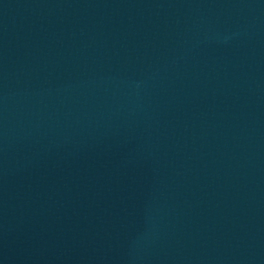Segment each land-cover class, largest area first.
Wrapping results in <instances>:
<instances>
[{"label":"water","instance_id":"water-1","mask_svg":"<svg viewBox=\"0 0 264 264\" xmlns=\"http://www.w3.org/2000/svg\"><path fill=\"white\" fill-rule=\"evenodd\" d=\"M0 264H264V0H0Z\"/></svg>","mask_w":264,"mask_h":264}]
</instances>
